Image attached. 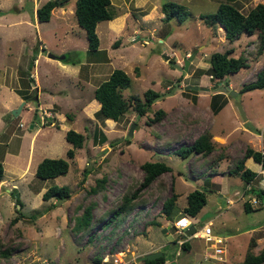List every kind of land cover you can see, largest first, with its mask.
<instances>
[{
  "label": "rangeland",
  "instance_id": "obj_1",
  "mask_svg": "<svg viewBox=\"0 0 264 264\" xmlns=\"http://www.w3.org/2000/svg\"><path fill=\"white\" fill-rule=\"evenodd\" d=\"M45 1L0 0V264H94L95 257H107L109 263L114 258L132 262L151 248L178 264H215L208 260L201 240H192L188 251L179 248L175 243L182 236L174 232L175 219L162 213L173 191L182 212L186 195L194 189L205 190L207 200L193 219L194 227L209 222L213 233L225 238L224 256L217 264L241 261L251 239L256 243L254 253L264 249V206L258 201L252 206L257 210L246 213L243 203L253 195L237 199L234 192H242L246 184L228 173L247 146L260 150L264 145V89L239 93L264 68V50L255 56L256 34H242L231 42L223 27L211 29L200 18L219 3H230L247 14L264 0H110L116 16L97 24L105 58L97 64L86 54V32L74 15L76 0L55 8L48 22L39 23L35 10ZM165 2L182 4L190 14L183 22H167L161 10ZM228 49L232 57L246 56L249 67L217 82L209 76L210 56ZM48 53L65 55L75 63L51 59ZM116 68L131 79L121 92L124 99L144 100L148 89L169 93L143 116L133 110L132 102L117 122L98 117L94 89ZM88 70L99 75L90 80ZM15 95L25 102L17 116L12 110L22 102ZM223 99L225 104L214 113ZM157 109L165 112L164 117L148 125ZM132 124L133 134L128 136ZM244 127L254 128L253 134L244 135ZM69 129L85 137L72 159L66 156L72 148L65 138ZM206 132L214 143L210 154L181 158L174 153ZM43 158L66 159L68 172L48 180L36 178ZM146 161L165 162L171 171L142 189L130 213L106 224L124 194L140 186L144 176L140 166ZM245 167L252 170L253 161L247 160ZM84 169L89 172L82 180ZM103 178V186L89 192ZM52 185L67 186L70 198L60 203L55 198L43 200V192ZM251 185L260 188L264 183L256 178ZM16 196L22 206L15 203ZM88 204L92 227L76 232V219Z\"/></svg>",
  "mask_w": 264,
  "mask_h": 264
},
{
  "label": "trees",
  "instance_id": "obj_2",
  "mask_svg": "<svg viewBox=\"0 0 264 264\" xmlns=\"http://www.w3.org/2000/svg\"><path fill=\"white\" fill-rule=\"evenodd\" d=\"M69 0H47L41 4L35 11L38 22H48L51 18L52 11L57 7H64ZM162 13L164 14V20L170 21L176 19L179 22L186 20L190 12L187 8L179 3L165 2L162 4ZM74 15L76 22L79 27L83 28L86 32L87 39V55H92L93 59L90 63H98L104 58L103 50L99 48L100 42L96 32V27L99 22L111 21L114 19L115 12L112 8L110 0H76ZM205 26L215 29L217 26L223 27L225 37L229 41L238 39L242 34L254 35L257 37V49L256 54H262L264 50V4L258 3L251 8L247 14H243L234 5L224 2L219 3L216 10L212 13H206L200 16ZM232 49L225 50L223 52H213L210 56V67L209 76L215 78L217 82H221L225 77L230 74H235L239 70L248 68V58L240 55L238 57L230 56ZM100 55V56H99ZM36 59V56L32 58V61ZM31 61V68L34 66ZM64 63H75L70 60L67 56L62 60ZM131 84V79L122 69H114L109 76L100 82L93 92V98L100 104L97 116L103 117L104 119H111L117 122L128 110L129 105L133 102V110L138 116H143L148 112L150 106L159 98L164 96L165 93H159L157 91L148 89L144 91V100L139 97H130L124 99L122 90L128 88ZM264 89V68L261 69L252 82L244 84L239 93L249 92L253 90ZM169 90V89H168ZM169 93V92H168ZM167 93V94H168ZM218 95H221L218 93ZM217 96V94L215 95ZM26 97V96H25ZM195 99V98H194ZM133 100V101H131ZM225 104V100H221L214 108V113H217ZM212 108V107H211ZM165 112L162 109H157L153 117L148 119L146 122L148 125L154 122L160 121L164 117ZM104 134V133H103ZM102 142L106 141V137L101 136ZM66 141L72 145V148L66 151L67 158H73L75 150L82 147L85 139L82 133L76 132L75 130L69 129L65 133ZM214 148L212 142V136L209 133H203L199 135L191 144L186 146H180L174 153L181 158H187L192 154L208 155ZM251 158L257 164H261L264 168V153L261 150L253 149L247 146L244 150V154L239 159L235 167L229 170V174L238 175L241 180L246 184L241 193H237L235 196L240 197L244 194H252L261 206H264V189L256 188L252 186L253 180L258 177L257 173L251 169L245 167L246 159ZM141 169L144 173L140 186L131 193H126L123 196L122 202L106 221V224L116 220L121 214L130 213L136 206L135 200L142 189L151 185L158 177L162 174L170 172L171 167L162 161L150 162L146 161L141 164ZM69 163L63 158H43L36 166L35 177L40 180L53 179L58 176H63L68 172ZM89 171L84 169L85 179ZM3 179V165L0 161V182ZM105 183L104 178L96 181V185L91 187L89 192L96 193L98 188H101ZM247 186H250L247 189ZM16 204L22 206L20 199L16 196ZM55 198L58 203L70 198V190L67 186L52 185L48 187L42 194L43 200H49ZM178 194L174 191L165 200L162 207V213L169 220L177 219L181 215H187L194 218L198 215L201 209L206 204V191L194 189L186 195V205L182 212L176 207V199ZM243 209L246 213L256 211L257 208H253L251 203L246 201L243 203ZM259 209V208H258ZM92 204H88L83 208L82 214L76 219L74 228L75 231H88L92 227ZM16 220V219H14ZM159 225L158 223H153ZM203 225V224H202ZM201 225V226H202ZM174 229V228H173ZM191 241H187L181 245V249L188 251L190 248ZM176 244V243H175ZM177 245V244H176ZM256 243L251 239L245 255L241 261L234 264H264V249L258 254H255L252 250ZM156 253V252H154ZM3 256L8 254L1 252ZM168 258L165 253L155 259H143V264H164ZM94 264H100V259L95 257L93 260Z\"/></svg>",
  "mask_w": 264,
  "mask_h": 264
},
{
  "label": "built area",
  "instance_id": "obj_3",
  "mask_svg": "<svg viewBox=\"0 0 264 264\" xmlns=\"http://www.w3.org/2000/svg\"><path fill=\"white\" fill-rule=\"evenodd\" d=\"M261 151L264 153L263 148H261ZM256 178H259V181H263L264 183V168H262V170L258 172V177ZM249 188L250 186H247V189ZM260 188L264 189V185H260ZM249 202L251 203V205H254L258 203V200L253 197L249 200ZM193 224L194 223L190 220V218L184 215H181L174 222H172L174 232L182 236L176 240L177 246L180 248L181 245L187 241H191L194 239L201 240L204 242V251H206L208 260L214 261L215 264L219 263V259L224 256L222 254V251L224 250L225 246V238L214 234L209 222L204 223L198 229L195 227L194 231L191 234L187 235L186 230H188ZM205 255L204 257H206ZM132 262H135V260H133ZM132 262L123 261V259L121 258H114L112 259V262L109 263V259L107 257H103L100 261V264H131Z\"/></svg>",
  "mask_w": 264,
  "mask_h": 264
},
{
  "label": "water",
  "instance_id": "obj_4",
  "mask_svg": "<svg viewBox=\"0 0 264 264\" xmlns=\"http://www.w3.org/2000/svg\"><path fill=\"white\" fill-rule=\"evenodd\" d=\"M48 57L51 58V59H54V60L57 59V60L61 61V60H63L65 58V55H54L52 53H48ZM165 59L166 60H169L168 56H165ZM187 66H188V61L185 62L183 69L186 70L187 69ZM191 89L192 90H198V87L197 86H192ZM227 89H229V87H227ZM230 93L233 96H235L237 94V92H235V91H231ZM23 103L24 102H22V104L20 105V107H18L17 109L12 110V115L13 116H17L18 115V113L20 112V110H21V108L23 106ZM237 107H238V110H239V112H240V114H241V116L243 118V121L246 122L247 118L245 116V113H244V111L242 109L241 104L237 103ZM36 117L37 116L35 115L34 116V120L36 119ZM32 126H33V124H31L30 127L32 128ZM134 126H135L134 124L131 125V127H130V129L128 131V136H132ZM17 205L19 206V204H17ZM193 231H194V227L191 226L188 230H186V234L189 235ZM162 254H163L162 252H156V253L146 254V255L138 258L136 262H132L131 264L140 263V262H142L143 259H155V258L161 256ZM164 264H177V262L175 260H172V261H168L167 263H164Z\"/></svg>",
  "mask_w": 264,
  "mask_h": 264
},
{
  "label": "crops",
  "instance_id": "obj_5",
  "mask_svg": "<svg viewBox=\"0 0 264 264\" xmlns=\"http://www.w3.org/2000/svg\"><path fill=\"white\" fill-rule=\"evenodd\" d=\"M39 7V6H38ZM37 7V8H38ZM36 11V10H35ZM36 14V13H35ZM37 19V18H36ZM40 23V22H39ZM37 57V56H36ZM37 59V58H36ZM92 64H97V63H92ZM99 75V73L97 74L95 71H90V70H88L87 71V76H88V78L90 79V80H92L93 78H92V76H98ZM39 81V80H38ZM87 82V80L85 79L84 80V84H88V82ZM96 88V87H95ZM16 97H17V102L18 103H20V102H22L23 100H22V97H20V96H17V95H15ZM39 99V98H38ZM92 100H94V102L97 104V106H100V104L93 98V95H92ZM24 104H25V102H24ZM47 104H51L52 105V103H48L47 102ZM40 107H41V102H40ZM109 120V119H108ZM245 126V125H244ZM252 129V130H251ZM247 128V127H244V129H242V132L244 133V135H248V136H250V134H253L252 132L254 131L253 129L254 128ZM255 130H257V129H255ZM259 130V129H258ZM77 132V131H76ZM242 134V133H241ZM257 136H259V135H257ZM251 140H252V137H251ZM261 148H263L264 149V145H262L261 144ZM257 150H259V149H257ZM261 150V149H260ZM249 159H251V158H248V159H246V161H245V165H247V160H249ZM252 160V159H251ZM253 161V160H252ZM253 164H254V168H252V171L253 172H256L257 173V175H258V172L260 171L259 170V168L261 167V164H257L256 162H254L253 161ZM244 188V187H243ZM242 188V190H244ZM237 193H241V192H237V191H235L234 192V196L237 194ZM237 199H239L240 198V196L239 195H237V196H235ZM253 198V197H252ZM253 206V205H252ZM192 219V222H193V219L194 218H191ZM208 223V222H207ZM195 225V224H194ZM222 237V236H221ZM262 248H264V247H262ZM157 248H151V249H149V250H147V251H145L143 254H148V253H152V252H156L157 250H156ZM256 254V253H255ZM258 254V253H257ZM139 256V255H138Z\"/></svg>",
  "mask_w": 264,
  "mask_h": 264
},
{
  "label": "clouds",
  "instance_id": "obj_6",
  "mask_svg": "<svg viewBox=\"0 0 264 264\" xmlns=\"http://www.w3.org/2000/svg\"><path fill=\"white\" fill-rule=\"evenodd\" d=\"M184 216H187V215H184ZM187 217H189V216H187ZM189 218H190V220L192 221L191 217H189ZM175 220H176V219H175ZM175 220H174V221H175ZM193 223H194V222H193ZM194 224H195V223H194ZM194 224L192 225L193 227L195 226ZM190 227H191V226H190ZM194 229H195V227H194ZM180 248H181V247H180ZM178 254H179V253H178ZM136 261H137V260H136ZM136 261H135V262H136ZM137 264H138V263H137Z\"/></svg>",
  "mask_w": 264,
  "mask_h": 264
},
{
  "label": "flooded vegetation",
  "instance_id": "obj_7",
  "mask_svg": "<svg viewBox=\"0 0 264 264\" xmlns=\"http://www.w3.org/2000/svg\"><path fill=\"white\" fill-rule=\"evenodd\" d=\"M174 260V259H173ZM168 261H166L165 263H167ZM178 264V263H177Z\"/></svg>",
  "mask_w": 264,
  "mask_h": 264
}]
</instances>
